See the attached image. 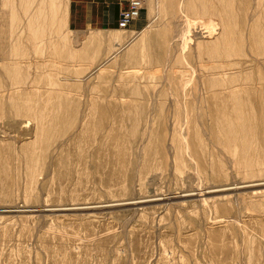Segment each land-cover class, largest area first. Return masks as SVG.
Masks as SVG:
<instances>
[{"label":"rangeland","instance_id":"rangeland-1","mask_svg":"<svg viewBox=\"0 0 264 264\" xmlns=\"http://www.w3.org/2000/svg\"><path fill=\"white\" fill-rule=\"evenodd\" d=\"M64 2L0 0V264H264V0Z\"/></svg>","mask_w":264,"mask_h":264},{"label":"crops","instance_id":"crops-1","mask_svg":"<svg viewBox=\"0 0 264 264\" xmlns=\"http://www.w3.org/2000/svg\"><path fill=\"white\" fill-rule=\"evenodd\" d=\"M63 7L67 27L76 32L116 29L122 8L120 0H65Z\"/></svg>","mask_w":264,"mask_h":264},{"label":"built area","instance_id":"built-area-1","mask_svg":"<svg viewBox=\"0 0 264 264\" xmlns=\"http://www.w3.org/2000/svg\"><path fill=\"white\" fill-rule=\"evenodd\" d=\"M142 4L140 0H126L125 9H123L118 17L117 27L119 29H126L131 22L139 16Z\"/></svg>","mask_w":264,"mask_h":264},{"label":"bare ground","instance_id":"bare-ground-1","mask_svg":"<svg viewBox=\"0 0 264 264\" xmlns=\"http://www.w3.org/2000/svg\"><path fill=\"white\" fill-rule=\"evenodd\" d=\"M140 2H141V4H142V0H140ZM125 3H126V0H120V5H121V11L123 10V9H125ZM120 11V12H121ZM230 11H228L226 14H228ZM139 17V16H138ZM138 17L137 18H135L133 21H136L137 19H138ZM131 24H132V22H131ZM130 24V25H131ZM136 48V47H135Z\"/></svg>","mask_w":264,"mask_h":264}]
</instances>
